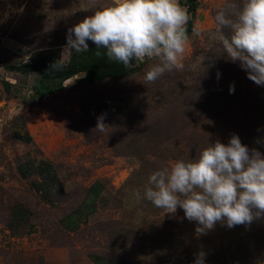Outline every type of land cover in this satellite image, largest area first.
<instances>
[{
    "label": "rangeland",
    "instance_id": "rangeland-1",
    "mask_svg": "<svg viewBox=\"0 0 264 264\" xmlns=\"http://www.w3.org/2000/svg\"><path fill=\"white\" fill-rule=\"evenodd\" d=\"M113 2L0 0V264H87L86 255L94 251L125 264H195L200 252L204 264H264V219L231 229L218 223L197 236L196 223L182 209L172 216L142 198L152 172L198 158L217 139L227 144L236 134L264 153V86L228 61L212 38L214 15L227 0H197L183 67L155 82L145 74L158 61L147 58L133 59L131 74L98 81L84 72L61 82L21 69L32 57L78 64L92 50L107 52L92 41L86 51H65L66 37L69 28ZM179 3L188 10V0ZM41 83L50 93H40ZM120 94L127 98L126 111L109 113L105 101ZM16 108L27 110L25 118L67 195L96 180L107 187L106 208L74 235L62 232L52 209L35 203L16 173L22 151L6 127ZM101 115L103 131L96 129ZM28 200L30 219L8 231L16 204Z\"/></svg>",
    "mask_w": 264,
    "mask_h": 264
},
{
    "label": "clouds",
    "instance_id": "clouds-1",
    "mask_svg": "<svg viewBox=\"0 0 264 264\" xmlns=\"http://www.w3.org/2000/svg\"><path fill=\"white\" fill-rule=\"evenodd\" d=\"M188 20L179 0H114L68 29L65 51H86L92 41L97 49H107L109 60L125 67H131L133 59H155L145 74L152 83L183 67ZM214 21L212 38L224 57L264 86V0H227ZM229 91L234 93V85ZM104 118L98 117L97 130H104ZM142 198L172 216L182 209L184 218L196 223L197 236L207 235L218 223L229 229L251 225L264 219V153L244 145L236 134L227 144L217 139L198 158L177 160L152 172ZM204 258L200 252L195 264H204Z\"/></svg>",
    "mask_w": 264,
    "mask_h": 264
},
{
    "label": "crops",
    "instance_id": "crops-1",
    "mask_svg": "<svg viewBox=\"0 0 264 264\" xmlns=\"http://www.w3.org/2000/svg\"><path fill=\"white\" fill-rule=\"evenodd\" d=\"M33 52L30 55L35 54ZM68 61L61 63L67 64ZM127 105V98L120 94L105 101L104 109L109 113L122 115ZM16 109L17 114L6 124L12 141L22 151L16 163V173L30 189L34 202L38 201L39 206L52 209L54 220L62 232L74 235L106 208L109 197L107 187L103 181L96 180L81 186L78 192L67 195L66 186L58 175L47 148L39 144L32 125L25 118L27 110ZM31 210L30 200L16 204L12 211V227H7V230L18 231L17 228L30 219ZM85 259L87 264H125L96 251L89 252Z\"/></svg>",
    "mask_w": 264,
    "mask_h": 264
},
{
    "label": "trees",
    "instance_id": "trees-1",
    "mask_svg": "<svg viewBox=\"0 0 264 264\" xmlns=\"http://www.w3.org/2000/svg\"><path fill=\"white\" fill-rule=\"evenodd\" d=\"M188 2L189 20L185 27L189 35L193 29L192 17L195 15L198 3L197 0H188ZM97 52L99 51L92 50L88 57L78 64L71 58H69L67 64H63L59 60L47 61L45 59H35L32 57L28 63H23L21 65V69L26 73L36 72L42 79H59L61 82L81 72L85 73L88 80L98 81L106 78H119L120 76L128 75L135 71L132 67L133 63L131 67H125L124 64L119 61L109 60L106 54L107 52H99L100 55H97ZM55 64L56 66L53 68ZM4 68L16 69L15 67ZM40 90L41 94L50 93L49 86L43 83L40 84ZM11 227L12 226H9V228Z\"/></svg>",
    "mask_w": 264,
    "mask_h": 264
}]
</instances>
